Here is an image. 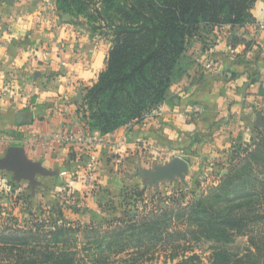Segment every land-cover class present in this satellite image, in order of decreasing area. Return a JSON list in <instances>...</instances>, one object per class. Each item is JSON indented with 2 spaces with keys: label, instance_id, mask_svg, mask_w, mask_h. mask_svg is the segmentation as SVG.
I'll use <instances>...</instances> for the list:
<instances>
[{
  "label": "crops",
  "instance_id": "crops-1",
  "mask_svg": "<svg viewBox=\"0 0 264 264\" xmlns=\"http://www.w3.org/2000/svg\"><path fill=\"white\" fill-rule=\"evenodd\" d=\"M252 13L264 25V0ZM235 34L242 40L235 42ZM111 46L112 36L93 31L84 16L62 14L56 0L53 8L44 0H0V157L7 139L59 173L82 174L89 156L100 165L103 186L115 191L122 169L154 170L175 157L208 162L257 134V111L264 114V26H202L181 58L185 74L166 101L131 127L102 135L87 130L79 109ZM62 130H82L96 142L83 136L66 146L35 144L34 133Z\"/></svg>",
  "mask_w": 264,
  "mask_h": 264
},
{
  "label": "trees",
  "instance_id": "trees-1",
  "mask_svg": "<svg viewBox=\"0 0 264 264\" xmlns=\"http://www.w3.org/2000/svg\"><path fill=\"white\" fill-rule=\"evenodd\" d=\"M256 2L56 0L62 14L84 16L93 31L112 36L105 68L86 88L79 109L87 130L108 135L130 122L143 120L158 109L166 101L172 84L185 74L181 58L191 41L200 36L201 27L227 24L233 28L244 27L256 21L252 13ZM233 40L238 42L242 38L235 34ZM256 131L249 144L238 146L242 151L237 153L238 161L222 174L211 193L177 210L165 207L141 218L136 215L132 218L128 213L125 217L116 215L98 224L90 221L82 225L66 217L65 209L79 212L75 205L56 202L49 207L35 204L31 194L23 201L20 197L15 201L20 205L16 206L21 207L20 201L23 202L29 212L24 221L30 226L27 228L9 213L3 216L6 220H0V264L6 259L13 264H113L112 259H118L124 252L132 257L130 261L118 259V264H135L148 252L144 250L149 243L157 246L186 239L188 235L230 242L236 235H248L252 226L264 221L261 211L264 207V128ZM132 196L141 199L144 191L137 189ZM51 212L57 216L47 218ZM175 212L177 216H187L188 230L170 231ZM102 227L109 234L99 236L94 249L69 245L79 232H98ZM176 234L179 238L173 239ZM250 238L256 251L240 258L226 250H216L211 264H264V235ZM195 258L198 256L171 264H195L192 263Z\"/></svg>",
  "mask_w": 264,
  "mask_h": 264
},
{
  "label": "rangeland",
  "instance_id": "rangeland-1",
  "mask_svg": "<svg viewBox=\"0 0 264 264\" xmlns=\"http://www.w3.org/2000/svg\"><path fill=\"white\" fill-rule=\"evenodd\" d=\"M250 140L226 147L211 161H194L195 163H190L191 168L189 164V171L183 176H174L166 180L154 182L151 177L143 172L146 169L138 172V167H135L134 170L131 168H126L125 171L122 169L119 172L117 170L118 179L115 182L118 183H116L115 191H110L111 188L106 189V186L102 184L103 181H100L99 163H97L96 170L91 172L94 173V181L89 182L87 176L90 171L86 168L89 164V158H91L89 156L81 164L82 174L77 171L78 169H75V171L70 172L71 177H67L68 175L63 176L58 171L54 176H39L38 179L44 184L38 187L35 193H33L29 181L23 180L19 186L13 178L12 172L1 171L0 213L2 216L0 220H6L3 216L9 213L11 218L17 217L18 221L27 225L28 228L30 224L25 222L24 219L29 217V212L22 202L28 194L34 197L35 204H47L49 207H53L56 202L63 205H75L79 212H75L73 208L65 209L66 217L69 221H80L82 225H87L90 221L98 224L103 222L104 219H110L116 215L125 217L128 216V213H131L132 218L135 215L138 216L137 218H141L161 211V208H165L163 205L174 210H177L179 206L187 207L194 202L195 198L211 193L212 188L218 185L222 174L227 173L230 165L238 161V154L242 153L238 146L241 144L245 146L250 143ZM199 163L203 165L200 169L198 167ZM137 189L144 191V197L138 200L132 196ZM20 197L22 198V201H20L22 208L16 206L19 203H15ZM261 211L264 213V207L261 208ZM177 213L175 212L176 215L172 219L169 229L174 232H184L189 229L188 218L187 216H177ZM56 216V213L51 212L47 218H55ZM8 221L14 223L13 219ZM105 234H109L105 227H102L98 232H79L72 237L73 242H70L69 245H76L83 249H94V247H97L95 241L99 236L103 237ZM262 235H264V221L252 226L248 235H236L230 242L208 240L206 238L197 239L188 235L186 239L159 243L157 246L149 243L144 250H148V252L135 264H171L173 261L179 262L193 255H197L198 258L193 259L192 263L211 264L213 253L221 249L235 255L234 257L241 258L250 251H256L250 237L257 239V236ZM174 236L173 239L179 238L178 234ZM107 243L105 242L104 245L107 246ZM174 255H176L175 259H173ZM131 257L128 252H124L118 256V259L129 258L130 261ZM116 259L117 257L112 259L114 260L113 264L120 263ZM2 264H13V261L6 259ZM242 264H245V262Z\"/></svg>",
  "mask_w": 264,
  "mask_h": 264
},
{
  "label": "water",
  "instance_id": "water-1",
  "mask_svg": "<svg viewBox=\"0 0 264 264\" xmlns=\"http://www.w3.org/2000/svg\"><path fill=\"white\" fill-rule=\"evenodd\" d=\"M12 1L9 0V2ZM255 126L256 128L264 127V114L262 111H257ZM0 169L12 172L13 178L19 186L23 180L29 181L33 193L36 192L38 187L43 185V182L38 179L39 176L49 177L57 173V171L45 167L41 161L30 159L25 147L22 145H11L8 147L5 156L0 157ZM188 171L189 163L182 157H175L167 165L156 167L154 170H143L154 182L173 178L174 176H183ZM163 206L166 207L165 205Z\"/></svg>",
  "mask_w": 264,
  "mask_h": 264
},
{
  "label": "built area",
  "instance_id": "built-area-1",
  "mask_svg": "<svg viewBox=\"0 0 264 264\" xmlns=\"http://www.w3.org/2000/svg\"><path fill=\"white\" fill-rule=\"evenodd\" d=\"M47 2V5L50 6L51 8L54 7L55 5V0H44ZM246 25H250V26H256L260 28H263V23L258 26L257 23L251 22L248 23ZM206 65L213 69V63L211 62V60H209L208 58L205 60ZM157 110V109H156ZM155 111V110H154ZM132 125H134V122H130L127 124V127H131ZM35 137L37 139H39L35 144H37L38 146H42V147H54V146H66L68 143H72L73 141H75L77 139V137L82 138L83 136H85V132L82 130H79L77 132L71 133L65 130L62 131H57V132H52V133H41V132H37L34 133ZM85 139L89 141V144H93L96 142V139L93 136H85ZM7 145H20L21 142L19 141H12L10 139H7L6 141ZM97 161L94 158H89V164H87L88 170L90 171V173L88 174V180L89 182L94 181L95 176L94 173H91L92 171L96 170V166H97ZM61 174L63 176H67L69 174V172L67 170L62 171Z\"/></svg>",
  "mask_w": 264,
  "mask_h": 264
}]
</instances>
